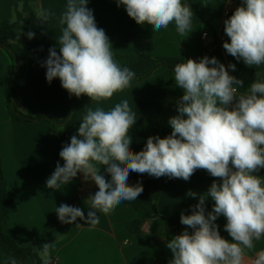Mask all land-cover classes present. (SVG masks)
Listing matches in <instances>:
<instances>
[{"label":"clouds","instance_id":"1","mask_svg":"<svg viewBox=\"0 0 264 264\" xmlns=\"http://www.w3.org/2000/svg\"><path fill=\"white\" fill-rule=\"evenodd\" d=\"M87 3L67 0L59 17L62 35L42 66L46 80L59 78L70 95L107 100L126 88L135 73L114 61L109 38L97 27ZM121 5L137 24L150 25L152 31L173 23L180 34L191 31L193 11L182 0H117ZM33 12L41 24L53 15L39 5ZM224 32L230 38L222 45L227 54L249 67L264 65V0H242L224 21ZM26 35L33 39L35 34ZM229 69L235 71L236 65L226 67L216 57L177 63L173 79L183 95L176 105L178 114L168 121L172 132L165 138L149 136L139 152L130 149L129 130L137 118L127 99L108 111L86 110L77 134L59 153L63 166L57 162L46 188L59 189L83 173L98 191L88 199L87 215L80 207L61 204L55 211L59 221L80 226L79 219L95 227L98 213L109 214L121 202L136 200L144 189L141 183L129 185L130 173L188 181L197 169H204L216 179L206 196L187 193L198 202L190 215L181 213L180 223L193 231L186 228L165 238L172 254L169 264H264V251L251 259L246 255L254 241L264 237V179L257 174L264 169V75L256 72L248 90L240 93L244 80L230 75ZM209 198L214 204L206 211ZM220 216L226 218L224 229L231 241L220 235ZM51 247L47 242L40 246L43 264H52Z\"/></svg>","mask_w":264,"mask_h":264},{"label":"crops","instance_id":"2","mask_svg":"<svg viewBox=\"0 0 264 264\" xmlns=\"http://www.w3.org/2000/svg\"><path fill=\"white\" fill-rule=\"evenodd\" d=\"M66 2L22 0L20 3L19 9L24 14L33 11L34 5L53 13L46 24H41L36 17L27 19L26 29L18 41L26 60V71L20 82L16 106L24 115H45L54 120L64 116V101L54 93L52 82L46 80V68L42 65L49 49L56 46V38L62 35L59 17L65 11ZM182 3L193 11L191 31L184 34L179 33L174 23L159 31H152V26L147 24H137L123 5L117 6V0H88L87 7L93 11L95 21L101 23L113 53L119 55L114 61L121 68L128 67L135 75H141L151 68L153 61L175 66L189 58L198 62L205 56L216 57L226 67L229 63L236 65V70L229 69V73L244 80L245 86L238 88V92L245 93L255 79L252 67L242 60L237 61L222 46L225 41L230 42L224 32V21L241 6L242 0H182ZM14 4L15 0H0V20L13 17ZM227 10L230 15H225ZM29 31L34 32L33 39H28ZM11 69L8 55L0 50V158L7 186L17 204L6 232L22 247L33 239L52 243L49 255L55 264H169L172 254L165 238L171 239L186 228L189 233L193 230L180 223L181 213L190 215L198 202L187 193L192 191L206 196L216 178L204 169H197L188 181L168 176L156 178L160 194L154 211L149 190L153 177L147 173H130L129 185L141 183L144 189L136 200L121 202L109 214L98 213L100 222L95 227L79 219L80 226L61 223L55 212L57 207L74 205L87 215L88 199L98 187L94 181H86L83 173H78L68 185L62 184L59 189L46 188V180L57 162L61 166L64 164L59 153L65 144L58 138V128L50 122L10 120L5 102ZM173 78V71L157 66L148 76L135 77L110 99L93 101L85 95L78 99L84 105V115L86 110L97 107L108 111L127 99L137 118L129 130L130 149L139 152L149 136L165 138L172 132L168 121L178 114L176 105L183 95ZM78 127L79 124L71 130V137L77 134ZM96 167L106 180L111 179L102 165L96 164ZM257 174L264 179V169ZM205 203L206 211H211L214 201L209 198ZM133 221H139L137 232L129 229ZM226 222L223 216L216 220L220 235L231 241L224 229ZM259 251H264V237L254 241L253 249L246 250V255L251 259ZM12 262L7 254L0 252V264Z\"/></svg>","mask_w":264,"mask_h":264},{"label":"trees","instance_id":"3","mask_svg":"<svg viewBox=\"0 0 264 264\" xmlns=\"http://www.w3.org/2000/svg\"><path fill=\"white\" fill-rule=\"evenodd\" d=\"M21 2L22 0H15L13 17L11 19L0 20V50L6 52L12 65L9 77V94L5 102L6 111L10 120L13 122L44 120L52 123L58 128V138L67 145L70 143L71 130L75 125L80 124L83 119L84 105L78 97L70 95L67 90L61 86L59 78L53 79L52 87L54 93L64 101V116L61 120H54L45 115L36 117L27 116L22 114L16 106L19 96L20 82L26 71V60L18 45V41L26 29V20L35 17L33 11H30L27 14L20 11L19 5ZM95 23L97 27L101 29V23L98 21H95ZM113 56L118 57L119 55L113 53ZM157 66L165 67L170 71H173L174 69V66L166 65L161 61H153L149 70L141 75H135V77L139 79L144 78ZM263 70L264 65L259 68L252 67L251 73L254 77L256 72H260L264 75ZM149 190L153 199L151 207L155 211V205L160 194V186L155 177H153L150 182ZM16 211L17 204L12 192L7 186L0 158V252L2 251L7 254L13 261H15V264H43L40 255V246L43 243L40 240L33 239L29 245L22 247L19 246L12 236L6 232L5 228L10 216ZM138 226L139 221H133L129 224V229L131 232H137ZM52 264H55L53 259Z\"/></svg>","mask_w":264,"mask_h":264},{"label":"built area","instance_id":"4","mask_svg":"<svg viewBox=\"0 0 264 264\" xmlns=\"http://www.w3.org/2000/svg\"><path fill=\"white\" fill-rule=\"evenodd\" d=\"M229 14H230V11L227 10V11L225 12V15H229ZM203 36H206V34H203ZM69 206L75 207L74 205H69Z\"/></svg>","mask_w":264,"mask_h":264},{"label":"rangeland","instance_id":"5","mask_svg":"<svg viewBox=\"0 0 264 264\" xmlns=\"http://www.w3.org/2000/svg\"><path fill=\"white\" fill-rule=\"evenodd\" d=\"M19 7H21V4L19 5Z\"/></svg>","mask_w":264,"mask_h":264}]
</instances>
